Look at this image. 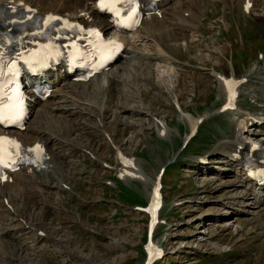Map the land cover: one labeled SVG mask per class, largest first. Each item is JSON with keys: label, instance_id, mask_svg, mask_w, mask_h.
<instances>
[{"label": "rangeland", "instance_id": "obj_1", "mask_svg": "<svg viewBox=\"0 0 264 264\" xmlns=\"http://www.w3.org/2000/svg\"><path fill=\"white\" fill-rule=\"evenodd\" d=\"M227 1L204 0L200 14L192 6L195 34L186 32L183 41L174 43L163 38L164 48L176 57L173 85L160 79L162 69L155 71L130 52L126 61L110 68L108 76H120L110 101L103 95L107 76H100L83 96L90 110L82 115L53 110L58 103L73 110L77 99L82 102V96L63 88L45 104L50 108L53 100L54 105L42 123L59 126V140H64L58 147L50 144L61 155L58 166L51 161L64 172L67 185L38 176L49 186L41 196L33 193L31 181L6 193L15 210L2 212L11 236L1 239L0 264H144L146 217L135 206L145 203L162 166L164 204L154 240L164 254L155 264H264V214L248 203L250 196L241 200L244 193L232 190L239 173L222 153L213 152L235 136L237 116L246 113L219 112L223 94L217 76L248 77L240 105L264 114V0H255L248 14L243 0ZM122 104L128 107L125 112ZM133 107L141 111L132 114ZM115 111H120L117 117ZM181 111L189 117L179 118ZM75 119L78 130L67 127ZM157 120H165L168 135L159 133ZM189 120L197 121V130L187 139ZM249 127L252 134L242 136L263 141L264 124ZM118 148L143 170L139 178L117 172ZM203 155L209 163L199 165ZM256 192L264 198V190ZM235 216V222H224Z\"/></svg>", "mask_w": 264, "mask_h": 264}, {"label": "bare ground", "instance_id": "obj_2", "mask_svg": "<svg viewBox=\"0 0 264 264\" xmlns=\"http://www.w3.org/2000/svg\"><path fill=\"white\" fill-rule=\"evenodd\" d=\"M228 1L233 2V1H237V0H228ZM228 1H227V3H228ZM248 1L252 2V8H254V6H256L255 0H248ZM20 2H22V4H25V5H32L33 2L34 3L39 2L37 5L36 4L32 5V6H35L37 8V12H39V13H51V14L66 13L68 15L73 16L75 19H77L78 17L90 19L89 20L90 24H98L101 26V28L108 29V25H107L106 21L103 20L100 16H98L93 11L92 4H91V2H93V0H0V7L6 8L9 5H19ZM240 2H241V0H240ZM225 3H226V1H225ZM183 6H185V9L183 8ZM192 6L197 11V13H199V10H201V8L204 6V0H186V1L185 0L184 1L183 0H176V1L172 2L167 8L163 9L160 18H156L154 16H149L148 18L143 19L140 23V26L135 30L134 33H132L130 36H128L127 40L125 39V37H122L123 41H125L124 53L129 55V53L131 52V53H134L135 56H138V58H141V59L145 58V60L148 61V64L151 65V68L155 67V71L157 68L162 69L160 72L161 73L160 79L166 80L169 84L173 85V83L175 82L174 80L176 78L175 76L177 73V70L175 68V64L173 63L176 60V57L171 55L164 48V46L162 45V43H163L162 41H163V38H165L166 40L173 42V43L178 42L179 40H182V39L184 40V38H185L184 36L186 35L185 34L186 32L190 33L191 36L193 35L192 33L196 31V27L198 26V24L191 20V18L196 16L195 13H193L194 10H192V8H191ZM185 11H187V13H184ZM222 21H223V23L226 22L224 18H222ZM194 36H196V35H194ZM142 43L144 44L143 49L138 50L137 46L139 44H142ZM130 56H125L123 59H125V58L128 59ZM125 61H126V59H125ZM125 61H121V64L125 63ZM109 71L110 70H108L106 73H103L101 75H97L94 77V78H96V77H100V76H107V84L105 87L106 89H105L103 95H107L106 99L108 101H110V98L114 95V91L116 89V86L118 85V81H120L119 78H116V77H120V76H116L115 74H113V75L110 74L108 76V74L110 73ZM220 76H217L218 77L217 79L219 80V84L221 87V94L224 95L225 91L222 88L224 85L223 81H224L225 77L224 76L220 77ZM93 79L89 80L88 82L81 83V82H73V81H69V80L59 82L55 78H52L51 81L53 82V86H59L58 84H60V87H61L60 89L57 87H55V89H53L54 94H56L55 96H57L58 92L62 91L61 90L62 88L65 89V92L72 91V92L76 93L77 95L82 96V97H79V100H80V98H82V102L79 103L80 101L78 102V99H77L76 103L73 105V107H71V108H73V110H70V108H68L69 107L68 105H63L61 103H58L57 105L55 104V106L53 107V110L56 109V111L63 113V114H68L69 116L74 115V114H80V113L82 115V111L84 109L90 110V108L88 107L89 105H88L87 101L84 100L83 96L88 94V91H87L88 88L90 87V85L94 84ZM85 85H88V86L85 87ZM77 86L81 87V90L76 91L75 88ZM82 89H83V91H82ZM94 89L95 88H93V90ZM51 102H52V104H49V105L53 106L54 105L53 100H51L50 103ZM85 102L87 103V105H85ZM175 102L176 103L178 102L177 97H175ZM45 104H48L47 100L44 101L43 103L39 104L42 107L41 109H35L34 107L36 105L31 106L32 114H34L33 119H37L38 121L32 120L31 124L28 125L27 133L23 136V142L25 144H30L33 141L41 140L40 142L43 143V145L45 146V151L48 154L49 158L46 160V166L43 168H40L39 171H32L30 173H25V172H28L27 170H25V172L22 171V172L15 174V176H11L12 177L11 181H5V182L0 184V227L2 226V227L6 228V229L0 228V245H2L1 239H4L6 237V235L9 238L11 236L9 234V230L7 229V227L4 226V218L2 217V212H4V211L7 212L6 204L7 205L10 204L9 202H7V198L8 197L12 198L11 195L6 196V193L11 194L13 192L12 191L13 187L15 188L16 186H19L22 188V186L24 187V186L29 185V183H28L29 181H31L30 184H36V183H32V182L36 181V179H38V176H44L45 178L47 177L51 180L58 181L60 184L62 183V185L63 184L67 185V183L64 180V172L62 170H60V168L57 167L58 164L55 161L57 159V157L61 156V155L59 156L60 153L56 152L55 147L61 146L64 140H61L62 142L59 140L61 138L58 137V131L56 129V127H57L56 125H49L48 126V125H44L45 123L44 124L42 123V119H43V117H45L44 114L51 112V109H52L51 106L49 108V106H47ZM116 105H118L116 107V109L121 106L119 104V102L116 103ZM40 106H38V107H40ZM103 108H104V111H103V113H104L108 109L106 104ZM126 108H128V107H126L125 105L122 104L123 112L126 111ZM129 109H130L129 111L132 114L138 113L139 111H141L139 109V107H136V108L133 107V108H129ZM119 112L120 111H118V113ZM118 113H116V111L113 112L114 117H117ZM179 114H178L179 118H182V117L188 118L189 117L188 114H186L182 111ZM96 115L98 116L97 113H96ZM236 116H237V114H236ZM239 116L240 115L238 114L237 119H239L238 118ZM252 120L253 119L249 116V114H246V117H243V118L240 117V120H239L240 125L236 127L235 134H234L235 136L227 142L218 144L213 149V152L222 153L224 155V157H226L227 159H229V161H231V163L234 162L233 159L235 158V156L237 154L242 155V154L247 153L249 151L251 144L248 143L249 139L244 138V136H242V135H245L244 133H246V131H249V130H247V127L252 125V124H250V122ZM33 121H34V123L36 122L39 124L33 125ZM189 121H190V130H192V129H194L197 121L196 120H189ZM155 122H156V127L162 136H166L170 133L169 126L167 125L165 120H161V121L157 120ZM67 124H68L67 127L69 126V128L71 127L73 130L80 129V127L79 128L76 127L77 126L76 125V119L68 122ZM125 124H127V123L125 122ZM81 128L84 129V131H85V127H81ZM16 134L19 135L20 133H16ZM52 135L55 136L54 139L50 138ZM54 136H52V137H54ZM255 142L257 144H259L261 150L264 151V145L261 144V142L264 144V139H263V141H262V139L259 141L255 140ZM50 144L55 145L54 149L52 148V146ZM1 149H4V147L1 146ZM118 150H119V148H118ZM52 159L55 161V164L57 166L54 165V162L52 163V161H51ZM119 161H120V166L117 165V167H116L117 172L120 173V175L125 176V178L126 177H131V178L136 177L135 179H137L143 173V170L140 168V166L138 167V164H136V162L134 163V161H132V162L130 161L128 163H125L122 160H119ZM160 163H162L161 160H160ZM237 167L238 168H237V171L235 174H237V172H238L239 177L237 178L236 182H234L235 188L232 190H234L235 192L239 190L241 193H244V195L241 196V200L246 199L247 195L250 196V198L248 199V203L250 202V203H253L255 205V207L257 208L258 214H264V198H262L261 196H258L257 192H256V190H261V187H257L256 184L252 180L248 179L246 177V175L244 174V171H242L239 168L240 167L239 165H237ZM38 180L43 182V184L45 186H43L42 184L39 187L33 185L32 191L34 194L41 196L44 192L43 188L45 187L48 190L49 186L48 187L46 186V183H45L46 181L45 180H44L45 182L42 181V178H40ZM47 185H48V183H47ZM232 186L233 185L231 184L228 186V188L232 187ZM19 190H21V189H19ZM45 197L46 196H44V198ZM4 198H6V200H5L6 203H4ZM2 208H5V209L2 211ZM13 209L15 210V208H12V210ZM6 212H4V213H6ZM229 220L235 222L237 220V217L236 216L230 217L229 219L224 220V222L227 223ZM26 226H27V228L31 227L30 225H27V224H26ZM44 235H45V233H44ZM3 243L5 244L6 241H3ZM9 243H11V242L9 241ZM3 249H4V247H3Z\"/></svg>", "mask_w": 264, "mask_h": 264}, {"label": "snow or ice", "instance_id": "obj_3", "mask_svg": "<svg viewBox=\"0 0 264 264\" xmlns=\"http://www.w3.org/2000/svg\"><path fill=\"white\" fill-rule=\"evenodd\" d=\"M39 148V146H37V149Z\"/></svg>", "mask_w": 264, "mask_h": 264}]
</instances>
